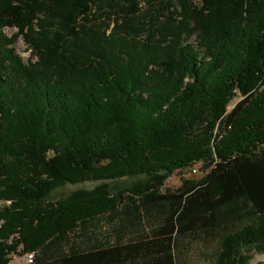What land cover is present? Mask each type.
Returning <instances> with one entry per match:
<instances>
[{"label":"trees","instance_id":"obj_1","mask_svg":"<svg viewBox=\"0 0 264 264\" xmlns=\"http://www.w3.org/2000/svg\"><path fill=\"white\" fill-rule=\"evenodd\" d=\"M0 203V264H184L189 239L236 264L264 237V0H0Z\"/></svg>","mask_w":264,"mask_h":264},{"label":"rangeland","instance_id":"obj_2","mask_svg":"<svg viewBox=\"0 0 264 264\" xmlns=\"http://www.w3.org/2000/svg\"><path fill=\"white\" fill-rule=\"evenodd\" d=\"M200 0H194L195 4H199ZM142 7V4L140 5ZM4 33L6 36L10 37L12 34L16 33L15 28H5ZM21 37H17L15 42L11 45L14 52L19 55L22 62L26 64L27 60L31 56V50L27 49V46L22 42ZM35 57H32V61ZM239 100L236 98L231 100L228 106V111L232 110V107ZM195 170V173H194ZM203 173L201 172V165L196 164L189 169H184L181 171H174L168 179L165 181L163 189H175L181 185L184 179H198L201 178ZM148 180L147 175H135L131 177H124L115 180H104V181H86L78 184H67L62 187H58L53 190L50 198L54 201L57 199H62L69 196L77 190L90 191L98 187H105L111 193H118L124 191L128 188L135 187V185H140L141 183ZM3 204L0 203V207ZM219 243L216 240L206 241L199 239H189L184 251V264H217ZM238 256H244L246 262L243 264H264V237L256 245L250 248L241 249L237 251L235 256L236 264H239ZM9 264H27L24 256H13Z\"/></svg>","mask_w":264,"mask_h":264},{"label":"built area","instance_id":"obj_3","mask_svg":"<svg viewBox=\"0 0 264 264\" xmlns=\"http://www.w3.org/2000/svg\"><path fill=\"white\" fill-rule=\"evenodd\" d=\"M24 258L27 264H32V261L34 260L33 254L31 253L25 254Z\"/></svg>","mask_w":264,"mask_h":264}]
</instances>
